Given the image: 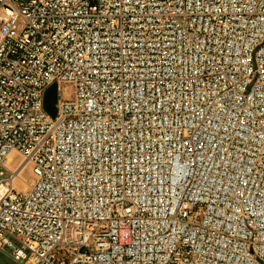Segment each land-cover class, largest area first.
Masks as SVG:
<instances>
[{
  "label": "built area",
  "instance_id": "1",
  "mask_svg": "<svg viewBox=\"0 0 264 264\" xmlns=\"http://www.w3.org/2000/svg\"><path fill=\"white\" fill-rule=\"evenodd\" d=\"M0 254L264 264V0H0Z\"/></svg>",
  "mask_w": 264,
  "mask_h": 264
},
{
  "label": "water",
  "instance_id": "2",
  "mask_svg": "<svg viewBox=\"0 0 264 264\" xmlns=\"http://www.w3.org/2000/svg\"><path fill=\"white\" fill-rule=\"evenodd\" d=\"M57 86L52 85L46 92L45 109L53 117L56 116ZM0 264H13L8 258L0 254Z\"/></svg>",
  "mask_w": 264,
  "mask_h": 264
},
{
  "label": "rangeland",
  "instance_id": "3",
  "mask_svg": "<svg viewBox=\"0 0 264 264\" xmlns=\"http://www.w3.org/2000/svg\"><path fill=\"white\" fill-rule=\"evenodd\" d=\"M15 163H16V161H13V164H15ZM23 175H24V177H26L27 179H28V178H31L30 168H29V167H27V168L25 169ZM18 184H20V186H23L21 183H18Z\"/></svg>",
  "mask_w": 264,
  "mask_h": 264
},
{
  "label": "bare ground",
  "instance_id": "4",
  "mask_svg": "<svg viewBox=\"0 0 264 264\" xmlns=\"http://www.w3.org/2000/svg\"><path fill=\"white\" fill-rule=\"evenodd\" d=\"M20 160H21V159H20ZM26 168H27V166H26V167L23 166V168H22V169H23V170H22V174H24V171H25ZM21 178H22L23 180H25L23 177H21ZM17 183H20V182L17 181ZM19 185H20V184H19Z\"/></svg>",
  "mask_w": 264,
  "mask_h": 264
}]
</instances>
